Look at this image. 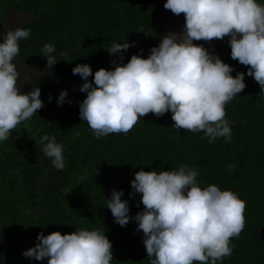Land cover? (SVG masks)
<instances>
[{
	"label": "trees",
	"instance_id": "1",
	"mask_svg": "<svg viewBox=\"0 0 264 264\" xmlns=\"http://www.w3.org/2000/svg\"><path fill=\"white\" fill-rule=\"evenodd\" d=\"M257 2L264 5V0ZM163 5L151 0H0V24L18 11L25 17L17 28L31 29L18 42L16 67L35 64L44 70L41 77L20 76L17 81L22 93L39 87L44 106L0 142V264H47V259L22 255L35 246L37 234L81 229L105 232L112 244L111 264H150L143 232L136 230L134 220L123 227L115 223L106 199L113 189L123 190L121 199L128 201L134 217L144 207L139 193L130 195L134 174L141 169L170 171L182 164L197 168L201 188L215 184L246 202L244 229L231 238L232 254L217 264H264V92L247 76V66L231 59L229 37L201 44L233 68V77L245 73L246 87L225 106L232 129L229 142L220 137L209 143L200 138L203 132L176 129L170 111L160 117L149 113L127 134L99 139L80 121L79 102L86 93L79 91L84 81L72 69L87 64L93 74L100 68L112 70L110 61L116 57L107 51L124 39L131 46L122 53V63L132 55L147 58L168 33L161 23ZM46 43L56 49L58 62L52 69L41 53ZM61 52L67 55L61 57ZM62 90L68 95L58 106ZM44 134L63 145V170L43 155ZM229 164L235 167L229 170Z\"/></svg>",
	"mask_w": 264,
	"mask_h": 264
},
{
	"label": "clouds",
	"instance_id": "2",
	"mask_svg": "<svg viewBox=\"0 0 264 264\" xmlns=\"http://www.w3.org/2000/svg\"><path fill=\"white\" fill-rule=\"evenodd\" d=\"M163 7L174 15L183 14V31L163 35L147 58L132 55L122 63V53L131 46L124 39L113 42L107 51L116 57L110 61L112 70L100 68L93 74L87 64L72 69L84 81L79 91L86 93L79 102L80 121H86L99 139L127 134L149 113L160 117L170 111L176 129L203 132L200 138L209 143L220 137L229 142L232 129L225 106L246 87L245 73L233 77L232 67L193 41L229 37L231 59L247 66V76L264 92V5L257 0H166ZM30 33L31 29L16 28L2 35L0 142L44 106L39 87L28 93L17 87L19 73L13 61L20 51L18 42ZM41 53L52 69L58 62L54 45L44 44ZM67 95V90L59 93L58 106ZM40 144L43 155L63 170V145L56 137L44 134ZM227 167L232 170L235 165ZM198 175L196 167L183 164L170 171H137L130 181V195L139 193L144 207L134 217L129 215L128 201L121 199L123 190L113 189L106 199L115 223L123 227L134 220L136 230L143 232L150 264H217L232 254L230 241L244 229L246 202L215 184L201 188ZM36 241L23 256L47 259V264H111L113 260L112 244L100 230L38 233Z\"/></svg>",
	"mask_w": 264,
	"mask_h": 264
},
{
	"label": "rangeland",
	"instance_id": "3",
	"mask_svg": "<svg viewBox=\"0 0 264 264\" xmlns=\"http://www.w3.org/2000/svg\"><path fill=\"white\" fill-rule=\"evenodd\" d=\"M166 2V0H151V4L153 5H162ZM22 17H25L23 13H19L18 11L12 12L11 15L5 18V20L0 24V43L3 42L2 35L6 33L8 30L16 29L17 25L19 24ZM162 25L166 28L167 32L171 33H181L183 31L184 26V16L183 14L177 16L171 13L169 10L164 11L163 18L161 21ZM197 43L198 45H201L205 43L206 41H193ZM16 65V61L14 59L13 61ZM17 71L19 73V78L21 76V79L24 77V79H36L38 77H41L42 73L44 72L43 68L31 64V65H22L20 68H17Z\"/></svg>",
	"mask_w": 264,
	"mask_h": 264
}]
</instances>
